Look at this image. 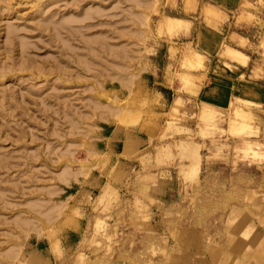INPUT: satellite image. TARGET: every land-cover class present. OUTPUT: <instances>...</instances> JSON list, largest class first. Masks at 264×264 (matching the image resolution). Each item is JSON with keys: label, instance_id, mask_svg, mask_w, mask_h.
Segmentation results:
<instances>
[{"label": "rangeland", "instance_id": "374dc122", "mask_svg": "<svg viewBox=\"0 0 264 264\" xmlns=\"http://www.w3.org/2000/svg\"><path fill=\"white\" fill-rule=\"evenodd\" d=\"M0 264H264V0H0Z\"/></svg>", "mask_w": 264, "mask_h": 264}, {"label": "crops", "instance_id": "0c3cea01", "mask_svg": "<svg viewBox=\"0 0 264 264\" xmlns=\"http://www.w3.org/2000/svg\"><path fill=\"white\" fill-rule=\"evenodd\" d=\"M232 53H236V54H238L239 52L238 51H233ZM246 60V59H245ZM247 61L248 60H246L245 61V64H241V65H237V66H232V68H235L236 67V70H237V72L238 73H240L237 77H239V76H242V75H244L243 74V71H245L246 72V74H245V79L244 80H242L244 83L243 84H238V86L239 87H243V89H251L252 91H253V88L255 87L254 85H255V83H253V80H251L250 81V78H251V75H250V73L252 72L251 71V69L248 67V64H247ZM236 62V61H235ZM208 69V68H207ZM242 73V74H241ZM188 75V74H187ZM197 75H199V74H197ZM197 79H199V80H201V75L200 76H195ZM197 79H191V84H192V80H197ZM227 80H228V78L226 77V78H222L221 77V79L219 80V82L221 81V82H224L225 81V83L227 82ZM227 84H228V82H227ZM227 84H220V86L219 87H225V85H227ZM230 84V89H231V87L233 86L231 83H229ZM194 85V84H193ZM195 86V85H194ZM218 87V86H217ZM230 94V92H228V93H224V95L223 96H227V95H229ZM236 94V93H235ZM247 102H248V100H247Z\"/></svg>", "mask_w": 264, "mask_h": 264}]
</instances>
